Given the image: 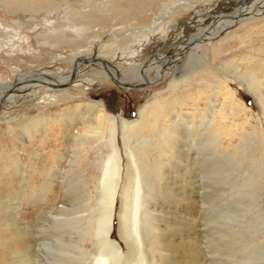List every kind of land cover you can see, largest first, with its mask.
<instances>
[{
  "label": "rangeland",
  "instance_id": "obj_1",
  "mask_svg": "<svg viewBox=\"0 0 264 264\" xmlns=\"http://www.w3.org/2000/svg\"><path fill=\"white\" fill-rule=\"evenodd\" d=\"M11 1L13 7L8 6V0H0V99L16 84L22 86L18 81L21 74L42 76L40 80L46 78L48 84L67 85L70 79L65 77L75 73L72 85L65 89L39 85L23 90L19 86L15 90L20 92L15 93L13 100L0 107V264L95 263L98 252L93 238L78 240L82 237L76 231L81 226L90 235L94 232L97 185L108 147L106 134L84 136L85 143L76 137L84 128L79 125L81 121L72 123L79 114H84L88 103H98L104 113L130 121L135 120L144 106L151 110L169 107L176 98L186 95H189L185 102L188 108L192 105L190 100H196L197 92L204 93L206 88V96L211 85L221 82L231 93L225 95L222 91L218 95L221 113L215 112L224 125L222 133L226 141L221 143L211 163L199 165L203 174V179L199 178L203 187L201 196L188 195L189 202L177 206L178 220L171 217L169 203L164 213L163 209L162 214L158 213L163 221L168 219L159 236L157 231L156 251H162L156 255L155 263L237 264L234 263L238 261L237 251L251 249L253 256L244 263L264 264V5L256 15L250 13L251 16H245L247 19L236 22L218 36L213 35L216 36L213 41L199 43L193 40L214 29V25H209V11L236 13L233 5L243 0L161 1L154 12L142 11L138 20L118 24L112 18L106 28L89 24L84 18L79 22V14L82 17L83 13L94 12L108 17V8L113 10L124 3L55 0L56 6L43 4L32 8L27 3L30 0ZM124 2L128 6V1ZM245 3L242 9L250 5L247 0ZM223 17L219 16L218 21L223 22ZM142 18L150 21L143 25L139 22ZM253 21L259 24H251ZM216 27L220 30L221 25ZM232 32L239 33L228 43L220 41ZM190 41L193 42L190 49L177 51L181 44ZM95 59L105 64L96 63ZM150 63L153 66L148 69ZM230 63L238 66L239 71L228 67ZM111 70L121 84L141 87L118 86L117 80L109 75ZM224 73L236 79L229 80ZM249 75L261 80L255 90L258 102L243 85L249 81ZM228 98L244 105L245 113L235 116L233 112L237 111H232ZM77 105L78 112L71 114ZM143 132L137 130L139 134ZM25 135L33 140L28 143ZM96 137L103 139L95 142ZM52 155L53 163L47 164ZM44 168L53 172V190L40 200L38 191L47 187L48 179L43 181L34 175V170ZM74 186L83 190V194L79 195ZM25 193L20 212L4 205ZM116 206L110 236L122 251H127L125 260L134 259L133 249L132 252L126 248L119 235V199ZM60 221L63 226L58 224ZM60 227L67 229L68 235L64 233L56 241L53 234L57 235ZM170 229L176 238L171 237ZM60 246L65 248L62 253L65 256L59 253Z\"/></svg>",
  "mask_w": 264,
  "mask_h": 264
},
{
  "label": "bare ground",
  "instance_id": "obj_2",
  "mask_svg": "<svg viewBox=\"0 0 264 264\" xmlns=\"http://www.w3.org/2000/svg\"><path fill=\"white\" fill-rule=\"evenodd\" d=\"M83 1L85 2V0ZM127 1L129 4L128 6L127 5L125 6L126 2H124V0H116L115 3L118 4L119 2L124 3L121 6L123 8L117 6H115L113 10L108 8L109 11L108 17L97 16L94 12H93L94 14L92 12L83 13L82 17L81 14H79L80 15L79 22L81 18H84L86 19V22H89V24H96L99 28H106L109 21L112 20L113 18L117 20L118 24H125L126 22H128L129 19L138 20L140 18L139 16L140 13L146 9H148L146 11L154 12L155 9H158L157 6L160 5V3L157 2L162 1L163 3L168 0H127ZM250 1L252 0H247V3L250 5L245 7V9H242V5L244 6L246 4L245 3L246 0H243V3L242 1L240 3L239 2L235 3L233 6L236 7V8L234 7V10L237 9L236 13L226 10L222 14H216L217 12H219V9L215 11L212 10V12L209 11L208 17L211 18L210 20L211 22L210 24L209 23L208 24L214 25L213 26L214 29H212L211 31L210 30L206 31L204 35L201 36L199 35L200 37L199 39H194V40L191 39V40L195 42L197 41L199 43L207 41L209 39L213 41V39H215V37L218 36L216 34L223 33L224 31L232 27L233 24H236V22L240 20L242 21L244 19H247L245 16L247 15L251 16L250 13L252 14L253 12H255L254 15L259 13L262 8L261 5H264V0H253L251 3ZM54 2L55 0L27 1V3H30L29 6L32 8H40V6L43 4H48L49 6L53 7L57 5V4L54 5ZM8 6L9 7L14 6L11 0H8ZM129 13L130 15H128ZM219 16L220 17L224 16L223 18L225 20L223 22L218 21ZM124 18L126 20H123ZM235 19L236 21L234 22ZM149 21L150 20H147L146 18H142L139 22L145 25ZM253 22L254 23L251 24H259L257 21H253ZM158 23L159 21H157V24ZM218 25H221L220 30H218V28L216 27ZM238 33L232 32L231 34H229V36L223 38L220 41L223 43H228L232 39L237 37ZM213 35L216 36L213 37ZM192 45H193L192 41H190L187 44H181V47L179 46L177 48V51H179L181 48L182 51L190 49ZM95 61H97L96 63L105 64V62L99 61L97 59H95ZM151 66H153V63H150V65L147 66V68L149 69ZM227 66L231 67L234 72L239 71V69L237 68L238 66H236L234 63H230ZM75 71H77V69H75ZM147 71L148 70H146V72ZM21 75L22 76H19L18 81L22 82L23 85L22 86L20 85L19 89H23V90H28V88L30 87L32 88L39 86L40 83L46 82L44 80H47L46 78L40 80V77L42 76L39 75L35 77L34 76L30 77L29 74H21ZM109 75H111L110 77L113 78L112 80H117V82L120 83L118 81V76L112 73V70ZM224 75L228 79L229 78H231L232 80L236 79L232 76H228L226 73H224ZM24 77H26V80L23 81L22 79ZM159 77L160 74H157V78ZM70 78L71 75L70 77L68 76L65 77L66 80H69ZM155 80H152L151 82L153 83L155 82ZM248 80L249 81L247 82L245 81V84L243 85H245L247 92H249L257 101L255 90L258 88V86H260L261 80L255 75H249ZM123 85L124 84H121L119 86H123ZM204 86L206 85L204 84ZM204 88L205 87H202L201 89L204 90ZM19 89L13 91V94H10L8 96H5L3 99H0V105L5 103L6 101L7 103H10L13 100V97L16 95L15 93L20 92L18 91ZM205 91L206 88L204 90V93ZM222 91L225 95H231V93L228 90H225V84L223 82H221L220 84H213L209 87L208 95L204 96V93L199 91L195 94L196 100H192L190 98L191 99L190 102L192 103V105L188 108L185 107L186 105L185 102L187 101L186 99L188 98L189 95L184 96V98L183 97L176 98L177 100L174 103H171L169 107L167 105L166 107H163L161 109L158 108L155 110L154 108L151 110L148 109V106L147 107L144 106L140 110V112H138V114L136 115L135 120H130V121L125 120L123 118L117 119L107 113H104L102 107L98 103H88L85 108L84 114H82L81 116L79 114L78 115L79 118H77L72 123L75 125V123L81 121L80 124L79 123L78 124L83 126L84 128L79 136L76 135L77 138L78 137L80 138L79 141L82 139L84 140V136L95 137L96 135L99 134H102L103 136L106 134V138H107L105 140V143L107 144L108 147L107 155L104 162L101 165L100 178L97 185L98 198L94 209V216L96 219L94 232L93 234L90 235L89 230L88 229L85 230L81 226H79L76 231L77 235H81L82 237L79 238L78 236L79 238L78 240H82L84 238L88 239L89 237L93 238V244H94L93 246L95 250L98 252V256H96V260L94 261L95 262L94 264H156L155 263L156 255L160 254L162 250L156 251L155 238L157 235V231L159 236L161 229H163L162 225H164V221H167L166 219H168L166 218L163 221L162 218L158 215V213L162 214L161 211L162 209L164 213V208L169 205V208L171 210V217L174 218V216H176V219L177 217L180 218L179 217L180 214H178L180 212L178 211L177 206H179L181 203L185 201L189 202L191 197H188V195L197 194L198 196H201L199 192L203 189V187L202 186L200 187L199 178L203 179V174L199 169V165L204 166L206 164L211 163L214 160V158L217 156V150L220 149L221 143L223 141H226L225 136L222 133L224 129L223 128L224 125L222 122H219L217 120L218 115L215 113V112L221 113L220 107L222 106V104L217 102V100H218V95ZM227 101L232 106L231 107L232 111L233 109L237 111V112H233L235 116L239 117L245 113L243 107L244 105H242L238 100L232 98L229 100L228 98ZM78 107L79 105H77V107L73 109V112L71 111V114L73 113L76 114L78 112ZM175 107H178L179 110L175 109ZM30 126L33 127L32 124H30ZM139 129L144 130V132L141 134L137 133V130ZM25 137L29 139L28 143H30V141L33 140V138L31 139L32 136L25 135ZM102 139H103L102 137H96L95 142H98ZM83 140L81 142L85 143V140L84 141ZM119 141L121 143V147L119 146ZM52 159H54V155H52L47 159V164L53 163ZM24 173L26 172L22 173L23 176ZM52 173L53 172L51 170L49 169L47 170L45 168L43 170H39V169L34 170V175L37 174L38 176L42 177L43 181L44 180L47 181L48 179L47 182H49V183L46 182L45 184L47 185L46 187L47 189L46 188L39 189L37 197H39L38 199H40L41 197L40 200L45 199L47 197L46 196L47 191L53 190L51 189V186L53 185L52 179L54 178L52 177L53 175ZM65 174H66V178L68 179L67 173ZM122 176L124 177V180L122 179ZM24 181H26V179H24ZM68 185H70V183ZM74 188L75 190H78L77 193L79 195L83 194V190H79L77 186H74ZM44 195L46 196L45 198ZM25 196L26 193L22 197L17 196V200L14 201L15 203L9 200L8 202H4V205H8L12 207L11 209L14 212H18L21 209V203L25 201L26 198ZM169 197L170 200L167 199ZM118 199L120 201V211L118 217L119 235L121 240L124 242L126 248L127 247L130 248V251H132L131 248L133 249L134 259L125 260V252L127 253V251L125 250H124L125 252L122 251L120 245L115 240H112L110 236L111 231L113 230V225H114L113 220H114V214L116 212V207H117L116 205ZM173 210L175 212H173ZM170 220H172V218ZM64 222L66 223L65 220ZM70 222L71 221H69V223ZM58 224L60 226H63L61 221L58 222ZM186 225H188L189 227L191 226L203 227V225L201 226L190 225V224H186ZM224 225H228V224L224 222ZM61 228L62 227H60V231L58 232L57 235L53 234L56 237V241H58L57 239H59L61 235L68 232V231L65 232V230L67 229L65 230L62 229L63 230L62 232ZM171 229L174 230V228ZM171 229H170L171 237L174 238L175 234L174 231H171ZM12 230L13 228L11 229V231ZM193 230H196V228L195 229L193 228ZM70 231H72V229H70ZM197 231L199 232L200 230ZM71 234L74 235V233ZM221 235L224 236V231L221 232ZM179 236L182 237V235ZM70 246L68 247L70 248ZM63 248L64 247L61 246L59 247V253H61V255L62 253H64ZM221 251L224 252L225 249L224 250L222 249ZM195 252L199 254V250L198 251L195 250ZM14 253L19 254L17 252ZM237 253H238L237 256L238 261H234V263L237 264H245L244 262L247 260L249 261L253 256V250L251 249L244 251L238 250ZM62 256H65V254H63ZM191 257L189 258L191 259Z\"/></svg>",
  "mask_w": 264,
  "mask_h": 264
},
{
  "label": "water",
  "instance_id": "obj_3",
  "mask_svg": "<svg viewBox=\"0 0 264 264\" xmlns=\"http://www.w3.org/2000/svg\"><path fill=\"white\" fill-rule=\"evenodd\" d=\"M85 62V61H84ZM94 62H97V61H95L94 60ZM86 63H89V62H86ZM74 72L72 73V75H71V78H70V80H69V83L67 84V85H54V84H48V83H46V82H43V83H38L39 85H47L48 87H51V88H55V89H65V88H67L68 86H71L72 85V83H73V81H74ZM35 82V81H34ZM30 83H33V82H30ZM118 86L119 85H121L120 83H118V82H115ZM23 85V84H22ZM20 85L19 84H16L15 86H14V88H13V90H10V91H8L7 92V96L8 95H10L11 93H12V91H14L17 87H19ZM123 87H126V85H123ZM141 87V85H135V86H128V87H126V88H131V89H138V88H140ZM0 107H1V105H0Z\"/></svg>",
  "mask_w": 264,
  "mask_h": 264
}]
</instances>
